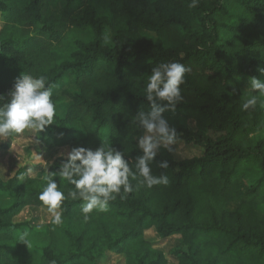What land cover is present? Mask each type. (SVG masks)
Returning a JSON list of instances; mask_svg holds the SVG:
<instances>
[{
  "label": "trees",
  "instance_id": "1",
  "mask_svg": "<svg viewBox=\"0 0 264 264\" xmlns=\"http://www.w3.org/2000/svg\"><path fill=\"white\" fill-rule=\"evenodd\" d=\"M191 3L0 0V106L23 74L44 77L55 104L51 125L26 129L31 151L50 160L44 175L26 166L8 177L0 170L7 201L0 205V264H99L109 254L124 264H169L146 239L151 230L161 241L181 238L172 251L177 264H264V95L250 87L252 77L264 81V0ZM169 62L189 71L183 99L164 117L174 141L201 155L177 160L174 146H161L149 166L167 184L131 181V193L122 188L107 212L94 209L85 219V202L69 195L75 186L56 174L62 153L114 149L134 170L145 134L137 117L151 110L146 83L152 68ZM252 95L257 104L243 110ZM19 135L0 137V155ZM45 176L65 195L56 210L62 222H16L28 208L49 210L38 198Z\"/></svg>",
  "mask_w": 264,
  "mask_h": 264
},
{
  "label": "clouds",
  "instance_id": "2",
  "mask_svg": "<svg viewBox=\"0 0 264 264\" xmlns=\"http://www.w3.org/2000/svg\"><path fill=\"white\" fill-rule=\"evenodd\" d=\"M198 0H192L190 7H196ZM109 38L105 37V43ZM189 71L179 62L161 63L152 68L151 75L145 87L146 100L151 110L141 112L137 117L139 125L145 134L139 138L138 147L140 155L135 164L130 166L124 155L114 149L105 150L104 147L96 149L74 147L67 153L66 159L60 165L58 174L62 181L75 186L69 192L73 198H80L85 203L82 212L85 219L94 209L107 212L109 202L123 193L126 195L133 191L131 181L140 180L141 184L152 188L155 185L167 184L166 175L159 177L152 175L150 163L155 159L161 146L167 147L176 137L175 128L170 127L164 113L175 110L176 105L183 99L180 85L184 83V74ZM259 71L264 74V68ZM252 91L264 95V81L256 77L250 79ZM53 86H46L44 77H33L23 74L16 80L14 88L9 93L10 99L0 106V137L11 133H22L26 129L43 131L46 126L53 123L55 104L52 101ZM5 99L0 95V101ZM257 104L255 95L246 98L242 104L243 110L254 108ZM171 150V149H169ZM168 162L162 161L161 168H168ZM142 178V179H141ZM46 187L39 194V200L54 215V223L62 222L61 214L56 211L65 199L64 193L59 190L58 183L50 176H45ZM121 198H124L123 196Z\"/></svg>",
  "mask_w": 264,
  "mask_h": 264
},
{
  "label": "rangeland",
  "instance_id": "3",
  "mask_svg": "<svg viewBox=\"0 0 264 264\" xmlns=\"http://www.w3.org/2000/svg\"><path fill=\"white\" fill-rule=\"evenodd\" d=\"M108 36L110 37V33H108ZM108 43H110V39ZM191 126L192 128H194L193 124H191ZM30 134L32 135V132L28 130L20 133V138L16 140L11 147V152L8 155H0V170L3 172H1V175H4V177H8L9 175L14 174L15 170H17L21 166H26L34 176L41 177L44 175L43 171H45L50 160L44 159L43 156L38 154V151H34L35 153L31 151V148L33 147L32 145L30 147V144L28 143V137L31 136ZM168 146H174L176 148L175 157L177 160L193 158L195 156L201 155L202 153L201 149L199 148L186 145L184 143L175 142L174 140ZM27 147H29L30 149H28ZM28 152L32 154L28 155ZM67 153L68 149L65 150L62 154L66 155ZM2 165H5V169L7 170V172L4 170V168H2ZM5 204H7V201L3 200L0 197V205ZM236 206L237 204L234 203L233 205H231L230 209L233 210ZM52 217H54V215L49 210L28 208L16 219V222L27 221L32 226H40L42 224L48 223ZM146 239L153 242L158 249L164 252L169 261V264H177V260L173 256L172 251L180 247V237L175 236L168 240L161 241L159 240L155 231L151 230L146 233ZM99 264H124V261L121 255L109 254L106 257H103L100 260Z\"/></svg>",
  "mask_w": 264,
  "mask_h": 264
}]
</instances>
